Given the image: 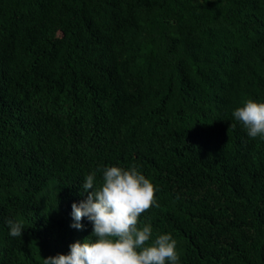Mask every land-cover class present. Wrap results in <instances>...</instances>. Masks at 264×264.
Wrapping results in <instances>:
<instances>
[{
  "label": "trees",
  "instance_id": "obj_1",
  "mask_svg": "<svg viewBox=\"0 0 264 264\" xmlns=\"http://www.w3.org/2000/svg\"><path fill=\"white\" fill-rule=\"evenodd\" d=\"M247 99L264 102V0H0V264L68 254L93 231L71 226L86 175L133 165L157 188L140 222L179 264H264Z\"/></svg>",
  "mask_w": 264,
  "mask_h": 264
},
{
  "label": "clouds",
  "instance_id": "obj_2",
  "mask_svg": "<svg viewBox=\"0 0 264 264\" xmlns=\"http://www.w3.org/2000/svg\"><path fill=\"white\" fill-rule=\"evenodd\" d=\"M232 115L250 138L264 139V102L247 99ZM97 171H102L99 184ZM82 188L88 195L73 203L71 226L82 229L87 217L92 235L72 243L68 254L44 258L43 264H179L173 236L159 234L153 240L151 224L140 222L143 213L158 206L157 188L135 165L97 169L86 175ZM7 224L12 237L23 235V222L9 219Z\"/></svg>",
  "mask_w": 264,
  "mask_h": 264
}]
</instances>
